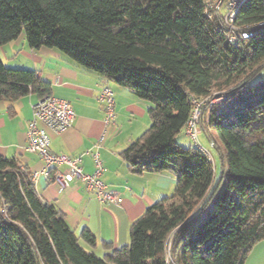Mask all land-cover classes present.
<instances>
[{
    "label": "trees",
    "instance_id": "trees-1",
    "mask_svg": "<svg viewBox=\"0 0 264 264\" xmlns=\"http://www.w3.org/2000/svg\"><path fill=\"white\" fill-rule=\"evenodd\" d=\"M207 0H0V47L24 35L56 49L150 104V127L121 152L136 173L171 171L170 195L134 221L127 245L104 242L41 200L19 160L0 153V264H245L264 240V0H245L228 42ZM222 100H215L216 93ZM52 95L36 72L0 57V101ZM192 99L206 100L200 127L220 170L179 137ZM201 143V142H200ZM201 146L203 147L202 143Z\"/></svg>",
    "mask_w": 264,
    "mask_h": 264
},
{
    "label": "crops",
    "instance_id": "crops-1",
    "mask_svg": "<svg viewBox=\"0 0 264 264\" xmlns=\"http://www.w3.org/2000/svg\"><path fill=\"white\" fill-rule=\"evenodd\" d=\"M0 57L9 68L36 72L50 84L53 96L71 104L76 114L74 124L60 134L49 133L50 151L71 157L82 156L81 166L88 174L94 173L95 164L87 152L97 151L104 167L102 180L119 192L122 201L102 204L79 180H74L60 192L48 183L42 172L44 161L24 149L28 123L33 115L32 104L38 100L36 94L14 101H0V153L18 159L30 178L37 175L33 183L41 200L64 212L77 235L84 229L89 230L97 239L99 246L92 248L97 254L105 252L100 246L104 242L115 248L127 245L132 223L157 200L170 195L176 184L171 171L136 173L121 157V152L150 127V104L138 99L130 89L87 70L56 49L30 48L24 35L0 47ZM105 82L115 93L116 117L112 125L105 124L100 101ZM245 264H264V240L253 248Z\"/></svg>",
    "mask_w": 264,
    "mask_h": 264
},
{
    "label": "built area",
    "instance_id": "built-area-1",
    "mask_svg": "<svg viewBox=\"0 0 264 264\" xmlns=\"http://www.w3.org/2000/svg\"><path fill=\"white\" fill-rule=\"evenodd\" d=\"M245 0H207V11H221L223 14V25L227 30L228 42H235L237 38L247 39L253 35V31H241L234 26V20L239 6ZM100 101L104 109V122L106 125L115 123L116 105L115 93L108 83H104L100 91ZM194 110L191 119L185 128V135L191 142L202 150L200 135V113L206 100L199 101L192 99ZM32 118L28 123V139L24 146L25 151L37 154L45 163L43 173L49 184L53 185L57 191L67 188L74 180L81 181L87 189L93 191L102 204H119L122 197L118 191L109 188L102 180L104 171L103 162L97 151H88L95 164V171L92 174L85 173L82 169V156L71 157L64 154H54L50 151L49 133L60 134L70 129L75 121V111L70 103L59 99L53 95H47L38 99L32 104ZM103 140V136L97 143V149ZM63 167V170L59 168ZM20 169L25 173L23 167ZM55 169V170H54ZM37 175L30 179L33 182ZM166 264H175L171 255L170 244L167 247Z\"/></svg>",
    "mask_w": 264,
    "mask_h": 264
},
{
    "label": "rangeland",
    "instance_id": "rangeland-1",
    "mask_svg": "<svg viewBox=\"0 0 264 264\" xmlns=\"http://www.w3.org/2000/svg\"><path fill=\"white\" fill-rule=\"evenodd\" d=\"M222 13H224V10L221 11ZM260 77L264 76V71L259 75ZM222 93H216L215 94V100L211 101V103L214 102H219L222 100ZM200 118H201V113H200ZM201 120V119H200ZM180 140V144L186 147H189L192 145L191 140L189 139V137L187 135H185L184 132H182V134L179 137ZM200 141L203 145V147L205 148L207 155L210 157V159L214 162V165L217 167V173L220 170V157L219 154L216 152V150L214 149V147L212 146V144L209 142V140H207L206 136L204 134L201 133L200 135ZM173 192V191H172ZM87 250L90 251H94V249H92L91 247H87Z\"/></svg>",
    "mask_w": 264,
    "mask_h": 264
}]
</instances>
